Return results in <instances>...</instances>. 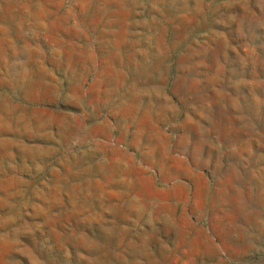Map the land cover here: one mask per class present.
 <instances>
[{"label":"rangeland","instance_id":"obj_1","mask_svg":"<svg viewBox=\"0 0 264 264\" xmlns=\"http://www.w3.org/2000/svg\"><path fill=\"white\" fill-rule=\"evenodd\" d=\"M0 264H264V0H0Z\"/></svg>","mask_w":264,"mask_h":264},{"label":"bare ground","instance_id":"obj_2","mask_svg":"<svg viewBox=\"0 0 264 264\" xmlns=\"http://www.w3.org/2000/svg\"><path fill=\"white\" fill-rule=\"evenodd\" d=\"M156 22V21H155ZM148 41V40H147ZM150 51H151V49H150ZM150 53V52H149ZM162 54V53H161ZM148 55V54H147ZM154 55V54H153ZM157 55V54H156ZM150 56V55H149ZM161 57V56H160ZM163 57V56H162ZM162 57H161V59H162ZM149 59V58H148ZM161 61V60H160ZM159 61V62H160ZM155 63V62H154ZM153 63V64H154ZM156 64H157V62H156ZM147 65V64H146ZM149 65V64H148ZM123 66V65H122ZM145 68V67H144ZM147 72H149L148 70H146ZM125 72V71H124ZM139 73V72H138ZM137 73V75L139 76V74ZM137 77V76H136ZM154 79V78H153ZM126 83V82H125ZM138 89V88H137ZM116 97V96H115ZM120 103V102H119ZM116 104V103H115ZM252 180V179H251Z\"/></svg>","mask_w":264,"mask_h":264}]
</instances>
